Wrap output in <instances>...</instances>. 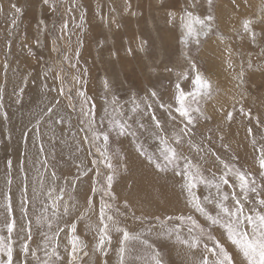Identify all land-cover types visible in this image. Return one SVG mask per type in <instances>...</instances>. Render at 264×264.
Instances as JSON below:
<instances>
[{"label":"rangeland","instance_id":"obj_1","mask_svg":"<svg viewBox=\"0 0 264 264\" xmlns=\"http://www.w3.org/2000/svg\"><path fill=\"white\" fill-rule=\"evenodd\" d=\"M191 5L192 0H0V237L13 247V264H121V247L123 264H151L153 252L165 264H201L205 256L211 261L204 249L205 243L214 247L209 236L234 264H242L239 248L221 226L228 216L220 205L235 213L239 199L243 215L264 214V0ZM188 11L209 25L198 37L184 27ZM209 15L214 19L208 21ZM197 73L212 84L210 95L197 91ZM177 84L186 95L196 94L186 104L200 109L192 111L187 127L177 111ZM165 141L177 159L161 172L155 163H166ZM130 156L160 177L157 185L178 193L177 209L150 213L147 205L121 199L134 182ZM113 169L115 199L99 190ZM238 173L255 182V192L241 193ZM194 197L221 223L212 224ZM102 208L139 239L124 243L120 232L110 230V243L98 250ZM12 220L16 228L9 236ZM241 227L251 234L249 225ZM74 236L83 247L75 261ZM193 237L200 247L181 243Z\"/></svg>","mask_w":264,"mask_h":264},{"label":"snow or ice","instance_id":"obj_2","mask_svg":"<svg viewBox=\"0 0 264 264\" xmlns=\"http://www.w3.org/2000/svg\"><path fill=\"white\" fill-rule=\"evenodd\" d=\"M45 4L49 2V0H43ZM207 3L211 5L213 3V0H207ZM12 7L15 9V12L19 13L21 11L20 8L16 7L15 5H12ZM192 8L196 7V0H192ZM214 17L209 15L207 17L208 21L213 20ZM184 27L188 33L189 36H196L198 37L200 32H203L204 29L208 28L209 25L206 23L204 19H200L199 17L193 16L191 11L186 12L185 16L183 17ZM194 24L201 25V29L198 32L197 29L194 27ZM251 24V21H247L244 25L245 31H248L249 25ZM206 34V33H205ZM254 36V34H253ZM199 43V40H197V44ZM192 68H195V64H191ZM184 73H181V76L184 77ZM195 82L197 87V91L205 90L209 95L211 93L212 84L206 80L204 77H202L199 73H197ZM107 83V82H106ZM177 93L179 94L178 97H176L179 100L180 107L177 109V111L180 113L182 117H185L187 119V124L191 125L193 123L192 118V111L200 112V109L197 107L195 109H191L190 105L186 104L187 97L192 96L193 99H195V93H188L187 95L185 92L181 89L180 85H176ZM81 96H84V93H80ZM151 96L155 97L157 96L156 91H152L150 93ZM175 95V94H174ZM163 107V105H161ZM48 112H52L53 109L50 107L47 109ZM241 112H243V109L241 108ZM227 119H232V114L228 113ZM157 127H160L159 121L156 122ZM143 126V125H142ZM121 133L125 131L123 125H119ZM249 132H251V129H248ZM105 140L108 139L107 135L104 137ZM179 143V141H177ZM41 150L42 146H41ZM161 155L163 156L164 161L166 163L162 166L160 163H155V167L159 169L161 172H164L167 170V164H173L175 163L177 159V153L176 150L170 146L167 145V142L165 141V148L162 150ZM261 161L260 166L261 168H264V150L261 151ZM149 160H152V157H148ZM109 168H112V164H108ZM227 167V165H225ZM53 175H55L53 173ZM84 175H87V172L84 173ZM115 170L113 169V173L111 175H108L106 177L107 183L102 188L99 189L102 191L105 195L109 196L111 199H115V195L112 192V184L115 179ZM238 178L240 181V188L241 193H247L248 191L255 192L256 188L253 186L255 184L254 181H249L248 177L244 173H238ZM222 180L225 184L228 183V180L226 177H222ZM218 187V186H217ZM97 189H93V191H96ZM189 192L191 194V187L189 188ZM52 193H49V196H51ZM63 197H60L62 199ZM195 202V207L201 211L204 212L207 216L208 220L212 224H220V218L212 217L209 215L204 207H202L198 201H196L195 197L193 198ZM224 199H227V196H224ZM245 199H247V196L245 195ZM260 205H264V199H261L259 201ZM237 209L236 212H231L227 207L220 205L222 211L228 216V221L224 224H222V227H225L227 231L228 239L231 240L232 244L236 245L240 253L243 256V262L242 264H264V214L257 213L256 215H243V203L237 199L236 200ZM128 202L125 201V207H128ZM9 204V209H10ZM53 207H56L55 200L53 202ZM110 207V205H108ZM23 210V209H22ZM68 209L65 208V212H67ZM243 215V220L241 219V216ZM105 219L107 221L111 222V229L109 226V223H105ZM171 219V217H169ZM179 219L183 220L184 217H179ZM100 220L102 223V228L100 229V236L97 243V249L100 251H103L106 243H110L111 236L109 235L110 230H115L117 232H120L123 236V242L126 243L129 240H138L139 236L132 235L128 230L119 227L120 221L112 215H107L104 211V209H101L100 212ZM189 220L191 218L189 217ZM30 223V222H29ZM193 224L195 225V222L193 221ZM242 224H247L251 227V234L246 231L244 228L241 227ZM49 227L51 225L49 224ZM196 227H199V225H196ZM16 224L15 221L12 220L7 225V231L9 233V236L11 233L15 230ZM200 232L203 233V228H199ZM73 233H75L76 229L75 226L72 228ZM193 229H189V232L191 233ZM28 238L30 239V228L28 231ZM179 238V237H178ZM210 240H213L214 247L209 248L208 245L204 244L205 251L209 252L211 254V261L208 256L203 257L201 264H234L232 255L224 248V246L217 240H215L214 237L209 236ZM147 243V241H145ZM182 244L187 245L189 248L193 247H200V239L199 237H193L192 241H188L187 239L181 240ZM150 247V246H149ZM83 247L81 245V242L79 241V237L74 236L71 241V254L73 256V261L76 259V254L78 251H82ZM22 251L24 252L25 256H27L30 253V247L28 243H24L22 246ZM126 252L125 247H121L120 253H121V264L124 262V253ZM0 253L6 254V258H0V264H13V247L10 243H8L4 238L0 237ZM53 255H58L56 253L55 249L53 250ZM47 264V262H46ZM151 264H163V260L160 258L159 253L153 252Z\"/></svg>","mask_w":264,"mask_h":264},{"label":"bare ground","instance_id":"obj_3","mask_svg":"<svg viewBox=\"0 0 264 264\" xmlns=\"http://www.w3.org/2000/svg\"><path fill=\"white\" fill-rule=\"evenodd\" d=\"M231 31H234V30H231ZM261 92L264 93V91H261ZM257 95H258V93H257ZM255 97H258V96H255ZM236 126H237V124H236ZM181 128H182V126H181ZM231 128L233 129V126ZM239 132H240V130H239ZM191 139H193V137H191ZM236 142H237V140H236ZM239 151H240V149H239ZM248 153H250V152H248ZM130 158H132V159H130L129 167L133 168V172L131 173V175L133 177L131 179H133L134 182L131 181L133 183V186H132L130 191L128 190L130 188L126 187L127 190L129 191V194L128 195L125 194L123 197H121V199L126 197L128 200H130L131 204H133V205H135V204H137V205H147L149 207V208L148 207L147 208H148V211L150 213H154L156 210H161V209L164 210V211H168L169 208H171L172 210L177 209V207L179 206V202H180L178 197H177L178 193L176 191H173L172 189H168V187L165 186V185L164 186H159V184L157 185V180L160 177L158 175H156L142 159H140L138 157L134 158V156H130ZM163 181H164V179H163ZM140 208H142V207H140ZM173 247H175V246H173Z\"/></svg>","mask_w":264,"mask_h":264},{"label":"water","instance_id":"obj_4","mask_svg":"<svg viewBox=\"0 0 264 264\" xmlns=\"http://www.w3.org/2000/svg\"><path fill=\"white\" fill-rule=\"evenodd\" d=\"M163 264H165V263L163 262Z\"/></svg>","mask_w":264,"mask_h":264}]
</instances>
